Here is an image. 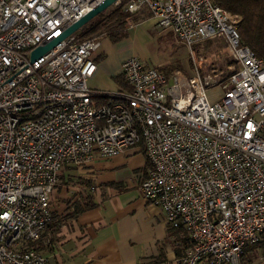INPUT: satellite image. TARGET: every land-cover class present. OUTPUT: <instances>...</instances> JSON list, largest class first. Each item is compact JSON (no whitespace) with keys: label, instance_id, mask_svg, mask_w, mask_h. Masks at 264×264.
<instances>
[{"label":"built area","instance_id":"obj_1","mask_svg":"<svg viewBox=\"0 0 264 264\" xmlns=\"http://www.w3.org/2000/svg\"><path fill=\"white\" fill-rule=\"evenodd\" d=\"M105 0H0V264H49L29 245L52 223L64 166L141 145L142 198L191 243L176 264H240L264 233V61L241 43V17L213 0H117L146 9L190 54L223 38L234 61L220 80L165 75L138 58L121 65L126 90L91 91L102 36L77 32L32 60ZM222 96L207 98L210 87ZM90 192L94 190L91 187Z\"/></svg>","mask_w":264,"mask_h":264},{"label":"crops","instance_id":"obj_2","mask_svg":"<svg viewBox=\"0 0 264 264\" xmlns=\"http://www.w3.org/2000/svg\"><path fill=\"white\" fill-rule=\"evenodd\" d=\"M133 15L126 38L112 42L102 36L96 71L87 79L91 91L126 90L120 79L125 60L162 67L148 62V47L180 46L146 9ZM147 168L141 145L84 166H64L51 195L53 222L35 248L49 264H176L190 247L189 237L183 229H170L160 208L142 198L139 186ZM80 178L91 181L94 190H84ZM258 259L243 264H264Z\"/></svg>","mask_w":264,"mask_h":264},{"label":"trees","instance_id":"obj_3","mask_svg":"<svg viewBox=\"0 0 264 264\" xmlns=\"http://www.w3.org/2000/svg\"><path fill=\"white\" fill-rule=\"evenodd\" d=\"M213 2L225 11L241 17V21L238 26V33L241 43L247 46L257 58L264 61V0H213ZM123 5L124 2L118 6L109 7L102 13L98 14L82 29H80L77 32V35L81 37V39H88L95 36H107L112 42H117L123 38H126L127 24L130 18H135V15L126 12L123 8ZM196 46L201 47L208 53H212L215 50L214 40L211 39L204 40ZM160 68V70L166 76L169 75V73L174 69H180V67L175 64H169ZM120 79L124 83L122 75ZM124 86H126L125 83ZM90 182L91 181L80 178L78 184L81 185V187H84V190L86 189L90 191L89 189L93 187ZM87 204L88 205L86 206L88 207L89 203ZM170 229L179 230L182 228ZM36 243L30 244L29 247L37 250V248H35ZM260 249H264V233L260 235V241L258 243L244 247L243 254L240 258V263L243 264L244 262H250V258H246V261L244 260L246 255L250 254V252L252 253Z\"/></svg>","mask_w":264,"mask_h":264},{"label":"rangeland","instance_id":"obj_4","mask_svg":"<svg viewBox=\"0 0 264 264\" xmlns=\"http://www.w3.org/2000/svg\"><path fill=\"white\" fill-rule=\"evenodd\" d=\"M211 40H214L215 47V50L212 53H208L201 47L196 46L201 42L192 47L191 54L186 46H181L180 44V46L175 47L155 44L151 48L148 47V62L153 66H158L159 64H162V66L169 64L178 65L180 69L174 70H180L188 77L196 74V68L201 78L210 75L213 80L223 79L233 70L234 61L229 55L223 38H212ZM223 93L224 90L221 86L210 87L206 91L207 98L210 102L217 101ZM263 252L264 249H260L259 252L256 253L252 252L253 254L250 252V254L246 255L244 260L246 261V258H250V261H254L258 256L260 259L258 260L263 262Z\"/></svg>","mask_w":264,"mask_h":264},{"label":"water","instance_id":"obj_5","mask_svg":"<svg viewBox=\"0 0 264 264\" xmlns=\"http://www.w3.org/2000/svg\"><path fill=\"white\" fill-rule=\"evenodd\" d=\"M117 0H105L100 5L92 9L88 14L83 16L80 20H78L76 23L71 25L59 38L53 40L51 43L36 48L32 52V60H35L39 56L46 53L49 49H51L58 41L65 38L66 36L75 33L82 29L90 20H92L94 17H96L98 14L102 13L109 7L113 6L116 3Z\"/></svg>","mask_w":264,"mask_h":264}]
</instances>
